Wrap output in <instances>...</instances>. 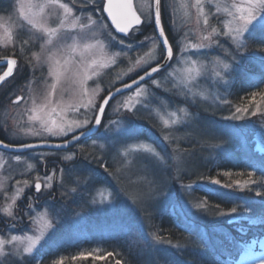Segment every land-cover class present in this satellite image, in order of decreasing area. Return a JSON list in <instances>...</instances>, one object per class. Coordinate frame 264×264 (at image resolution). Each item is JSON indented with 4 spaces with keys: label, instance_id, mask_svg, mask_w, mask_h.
I'll use <instances>...</instances> for the list:
<instances>
[{
    "label": "rangeland",
    "instance_id": "1",
    "mask_svg": "<svg viewBox=\"0 0 264 264\" xmlns=\"http://www.w3.org/2000/svg\"><path fill=\"white\" fill-rule=\"evenodd\" d=\"M63 2L72 7L75 15L82 16L84 19H86L90 10L96 7V5L87 4L85 0H75V2L73 0H63ZM99 2L100 0H97V3ZM181 2H187L191 5L194 0H162V3L169 5L167 11L164 8L162 10L164 25L173 46L174 57L171 62L173 67H179L177 61L181 55V49L177 42L185 32H189L190 40L197 41L199 35L198 29L202 27V25H197L195 9L191 7L187 10L181 9ZM82 3H84L83 7H81ZM135 3L139 9L140 0H135ZM173 3L177 9L175 16H173V9L170 6ZM8 7L7 0H4L0 4V8ZM210 9L211 6L206 4L205 10L209 11ZM185 12H187V15ZM101 17L103 18V23L108 25V27L98 35V39L107 44L111 40V37L116 38L106 49V53L111 55L119 51L121 46L116 41L121 38L113 32L103 13H93V19L99 20ZM173 21L175 28L173 27ZM55 22V17H53L50 23L55 24ZM215 23L216 19L213 17L210 20V24ZM109 33H111V36L108 35ZM145 36L154 35L152 33L146 34L143 30L136 33L134 39H131V35L125 42H129L131 39V42L135 44L139 40H144ZM23 38H27L26 33L19 34L15 52L16 56L21 60L22 70L28 71L27 78L20 82L16 94L10 98L0 100V135L5 138L6 142L13 145L62 141L67 137L45 136L42 139L39 136L27 135L21 131V129L28 127L25 110L31 104V99H29L30 93L25 88L26 82L31 78V69L19 51V40ZM38 43L28 49L29 53L31 50H38ZM225 47L229 48L231 45L225 43ZM206 51L210 52V55L201 57L205 62L217 56L221 60L229 59L219 48L213 47ZM7 52L11 55L13 49L0 48L1 57L5 56ZM147 52L148 48L145 47L132 51L130 55L133 60L138 55L148 60L149 57L144 55ZM186 55L191 56L192 54L187 53ZM151 59L155 62V55ZM128 68V59L121 56L115 64L102 69L99 77L93 81H89L90 89H95L97 83L99 84L98 95L94 97L97 105L101 103L110 88L113 90L115 87L137 76V72H129ZM171 70V68L168 69V71ZM41 72L46 74L47 67L37 69L36 76L38 78L41 76ZM166 77L167 72L165 71L156 77L161 81L162 86L160 88L155 87L150 82L144 85L148 89V92H142L140 97H135V90H133L115 99L110 104L98 133L99 136L83 143L85 145L84 148H87L89 153L93 154L94 160L98 163L101 162L103 166L101 179L98 180L97 178L87 176L82 180L81 177L85 174L79 173L81 177H78L72 170H69L68 177L63 173L62 181L61 174L59 175L58 182L60 183L58 186L63 190L66 201H69L70 205H74V208L70 209V211L63 212L58 209L52 212L48 209V206H41L40 209L36 210L44 214L46 218H53L55 228L47 234L45 240L41 241L33 256L27 258L30 264H53L54 261H60L61 257L65 258L63 249L66 247H79L84 241H100L101 239L114 237L117 234L126 233L133 224L140 226L141 232L151 243L149 248L151 251L159 247L157 246L159 243L153 239L148 230L149 219L153 214L166 209L176 210L183 217L191 220L190 222H194L192 220H195L201 208L197 209L196 205L200 203H193L191 195L195 184L200 185V182L194 181L195 184L193 185L185 184L181 181V177L188 170L187 162L189 157L193 156V147L190 146L191 141L196 140L195 137L198 138V136L202 141L204 138L209 139L210 142L215 141L213 134L205 132L206 134L203 135L204 128L211 132L212 128H216L217 134L215 135H217L221 146L238 137L241 139L243 145L251 148V151L254 153L264 154V101L261 99L253 101V111L259 106V112L255 116H249V114L241 112L237 113V115L241 116L239 120L226 119V117H231L235 112V109L230 106L228 101V95L233 83V74L229 78L228 84H212L211 81L204 78L199 79L198 82L190 85L194 96L186 94L179 88H174L171 80ZM32 87L36 92L44 90V85L40 83L33 84ZM21 95L25 99L19 105L13 104L12 100ZM129 96L133 97L131 101L134 105L133 110L127 111L125 108H121L119 112L115 111L116 105L125 101ZM203 96H206L207 99H203ZM225 100L227 103H224ZM181 108L185 109L190 115L184 117L180 113L181 119L184 122L172 125L170 128H165L163 120H171L170 113L173 111L179 113ZM81 111L83 112V109ZM201 112L204 113V118ZM95 114H97L95 110L89 109L87 115L89 119H92ZM132 117L139 119L138 124H135L133 127V140H128L127 138L114 139L113 136L118 125L110 122H120L119 128L122 131L130 126L128 120ZM216 119H219L221 122H217ZM200 120L201 122L197 125ZM202 121L208 124V126ZM208 122H211V124L209 125ZM105 127L113 129V132L106 133ZM144 127H147L146 134L157 140L156 144L139 134V130ZM165 134H170L169 140L164 139ZM71 135L73 133H69V136ZM136 140L142 143V150L137 153H130L132 159L131 165L122 166L120 158L117 155L118 150L122 146L133 143ZM93 141H95V145H93ZM152 149L163 157V161L158 160L151 154L150 150ZM77 150H81L79 146ZM68 154H75L76 159V153L74 151L70 152V150L59 153L48 150L32 151L24 154L8 153L0 150V166H2L0 167V185H3L4 190L9 195L19 187L24 188V193L31 191L34 188L37 175L43 178L41 176V169L45 161L58 158L66 165L75 160L66 161L63 157ZM16 157H20L21 159L17 161ZM30 163L33 167L31 170H28ZM104 166L108 168V171L104 170ZM66 169L67 166L63 170ZM24 179L29 180L30 185L28 187L23 185ZM18 180L21 181L19 185L16 184ZM52 181L53 178L48 183L52 185ZM73 188H76L75 192L72 191ZM93 199L97 201L96 204L91 203ZM108 199H111L112 203H107ZM99 201H105V203L101 205ZM18 202L19 200H17L16 206ZM5 203L3 195L0 194V208H3ZM45 209H47V212H45ZM69 213L71 215H67ZM14 214L22 222L14 221L0 214V229L4 228L3 231H0V235H23L25 231L31 234L32 224L28 216H20L16 208L14 209ZM65 219H67V224H64ZM14 223L17 226L11 228L9 233L10 226ZM63 226L65 228L61 230ZM202 229L205 230L204 228ZM80 250L82 252L84 248ZM226 255L235 264H261L264 261V238L253 239L251 242L237 249L228 251Z\"/></svg>",
    "mask_w": 264,
    "mask_h": 264
},
{
    "label": "snow or ice",
    "instance_id": "2",
    "mask_svg": "<svg viewBox=\"0 0 264 264\" xmlns=\"http://www.w3.org/2000/svg\"><path fill=\"white\" fill-rule=\"evenodd\" d=\"M3 2L4 0H0V4ZM85 2L89 5H96L87 14L86 19L75 15L72 7L63 0H7L9 7L0 8V48L13 49L11 55L0 57V61L6 62V70L0 74V87L4 86L5 81L12 77L17 69L18 62L14 58L17 38L20 33H26L27 38L19 40V51L31 69V78L25 85L26 90L30 93L31 104L25 110L28 127L21 131L42 139L45 136L68 137L69 133H73L70 139L52 146L57 149H67L69 144L76 146L74 142L80 141L81 137H84L85 142L91 139L93 129L98 131L101 127L105 106H108L109 101L117 95L123 96L125 89H132L135 85L134 96L140 97L142 92H148V89L141 85V81L145 83L150 81L152 85L160 88L161 81L154 74L160 73L161 69L167 72L166 78L171 80L174 88H179L186 94L194 96L190 85L195 84L201 78L211 81L212 84H228L236 66L249 51L250 40L258 41L256 47L252 49L253 54L264 53V0H194L191 5L181 2V9L187 10L189 7L195 9L197 25H202V27L198 29L197 41L190 40L189 32H185L177 42L181 49V55L177 61L179 67H173L170 63L174 57L173 46L165 35L162 25V8L167 11L169 5L162 3V0H140L139 9L134 0H100L99 3L97 0H85ZM206 4L214 10L206 11ZM83 6L84 3L81 4V7ZM170 6L173 9V16H175L177 11L175 4ZM96 12L107 13V17L111 19L116 30L125 36L132 33L131 39L135 38L136 33L143 31L140 27L142 24L153 26L154 31L158 30V35L145 36L144 40H139L135 44L131 42V39L127 43L120 39L116 41L121 46L119 51L109 55L106 53V49L116 38L111 37L107 44L98 39V35L108 25L103 23L102 17L99 20L93 19V13ZM185 14L187 15V12ZM53 17L56 20L55 24L50 23ZM213 17H215L216 23L210 24ZM173 27L175 28L174 21ZM108 35L111 36V33ZM37 42H39L38 50H31L29 53L28 49L34 47ZM225 43L231 47L226 48ZM145 47L148 48V52L144 55L149 59L145 60L143 56L138 55L133 60L130 53ZM213 47L219 48L229 59L221 60L218 56L207 62L201 59V57L209 56L210 52L206 50ZM158 49L159 51H157ZM187 53L192 55H186ZM153 55L156 57L155 62L151 59ZM121 56L128 59V71L137 72L138 78L134 77L131 83L125 82L122 87H116L114 92L110 88L108 95L103 97V102L97 105L94 97L98 95L99 84L97 83L95 89H90L89 81L99 77L102 69L115 64ZM260 59L264 60V56H261ZM44 67H47V73L41 72V76L38 78L36 76L37 69ZM169 68L172 70L168 71ZM37 83L44 85L42 92H36L33 89L32 85ZM257 96L264 101V91L253 92L252 100L255 101ZM132 98L129 96L122 103H118L114 110L119 112L121 108H125L127 111H132L134 107L131 103ZM202 98L207 99L206 96ZM24 99L23 95L17 96L15 100H12V103L19 105L20 101ZM224 103L227 101L225 100ZM89 109H93L97 113L92 119H89L87 115ZM248 111V107H237L233 115L226 119L239 120L241 116L237 113H247ZM257 112H259V106L252 111L251 115L255 116ZM180 113L184 117L190 115L183 108L179 113L173 111L170 113L171 120H163L164 127L170 128L172 125L183 123ZM110 123L118 125L115 129L114 139L133 140L134 129L132 127L121 131L120 122ZM104 130L106 133L113 132V129L109 127H105ZM77 132L78 134H75ZM164 139L169 140L170 134H165ZM93 145H95V141H93ZM39 146L33 143H22L19 150L33 149ZM9 147V144H3V148L8 149ZM79 147L83 151L85 145L81 143ZM141 150L142 143L138 140L122 146L117 153L122 166L131 165L130 153H137ZM150 151L154 157L163 161V157L154 149ZM63 158L66 161H72L75 159V154H68ZM20 159V157H16L17 161ZM32 167L33 165L30 163L28 170H31ZM104 170L108 171V168L104 166ZM63 171L61 169V181ZM54 175L55 172L52 176L46 175L43 178L37 175L34 183L35 192L41 193L42 186L45 189L51 188L52 185L48 182ZM224 175L230 176L231 173L225 172ZM240 175H244V173H240ZM247 175L249 179L243 181L242 184L240 181L235 182L241 190L249 187L250 184L264 183V180L252 179L254 175L252 172ZM20 183L21 181H16L17 185ZM211 183L221 184L220 180L215 179ZM23 185L28 187L29 180L24 179ZM223 187H231V185H223ZM72 191L75 192L76 188H73ZM23 193L24 188L19 187L9 195L3 185H0V194L6 201L4 207L0 208V214L14 221L22 222L15 216L14 209L17 200ZM256 195L261 196L264 193L258 191ZM33 200L38 201L39 196L28 197L27 208L30 211L25 212L32 224L31 234L25 231L23 235H0V264H30L27 258L33 256L41 241L45 240L47 234L54 230V219L46 218L44 214L37 212L32 203ZM91 203L96 204L97 201L93 199ZM99 203L103 205L105 201H99ZM107 203H112V200L108 199ZM202 206L201 204L196 205L197 209ZM236 212L237 208L233 207L230 212L220 215H232ZM16 226L15 223L12 224L9 233L11 228ZM153 239L157 243L161 242L159 237L154 236ZM108 255H112V253H108ZM63 259L61 257L60 261H54L53 264H63ZM117 264H120V261H117ZM261 264H264V261Z\"/></svg>",
    "mask_w": 264,
    "mask_h": 264
},
{
    "label": "trees",
    "instance_id": "3",
    "mask_svg": "<svg viewBox=\"0 0 264 264\" xmlns=\"http://www.w3.org/2000/svg\"><path fill=\"white\" fill-rule=\"evenodd\" d=\"M142 29L146 34L152 33L156 36L151 25H144ZM169 40L171 42L170 37ZM257 43L256 39L249 41V51L236 66L228 95L230 106L234 109L248 107L249 111L246 114L249 116L254 106L251 94L264 91V60L260 59L264 53L253 54L252 51ZM9 55L10 53H5V56ZM19 67L11 80L1 87L0 100L16 94L20 82L27 78L28 71L22 70V63ZM256 99L260 100V97L257 96ZM201 114L204 118V113ZM138 120L135 117L129 119V127L133 128L138 124ZM216 121L221 122L219 119ZM200 122L201 120L197 125ZM211 122H208L209 125ZM146 129L147 127L140 129L139 134L156 144L157 140L148 136ZM212 129L211 132L204 128L202 134H213L215 141L210 142L206 138L202 141L199 136L191 141L193 156L189 157L188 170L181 177V181L185 184L193 185L194 181L200 182V185L195 184L191 195L193 203L203 205L195 220H192L194 222H190L191 220L183 217L176 210L166 209L153 214L148 223L151 235L161 240L157 245L159 247L150 251V241L141 232L140 226L133 224L126 233L100 241H84L79 247L64 248L63 264H117V261H120V264H235L227 258L228 251L237 249L253 239L264 238V222H262L264 195H256L258 191L264 193V183L250 184L243 190L235 183L240 181L242 184L243 181L248 180L249 172L254 174L252 179L264 180V154L254 153L251 148L244 146L238 137L221 146L215 135L216 128ZM78 152L76 159L66 164L64 175L68 177L65 172L69 173V170H72L78 177H81L79 173L85 174L86 176L81 177L82 180L87 176L100 180L103 174L101 162L95 161L93 154H90L87 148ZM64 168L65 165L62 169ZM225 172L231 175L225 176ZM214 179L220 180L221 184H212L211 181ZM223 185H231V187H223ZM62 193L63 190L59 188V194L63 195ZM64 198V205L59 206V211H70L74 205H70L66 197ZM233 207L237 208L236 213L220 215L230 212ZM64 224H67V219ZM63 228L65 226L61 230ZM82 248L84 251L80 252Z\"/></svg>",
    "mask_w": 264,
    "mask_h": 264
},
{
    "label": "flooded vegetation",
    "instance_id": "4",
    "mask_svg": "<svg viewBox=\"0 0 264 264\" xmlns=\"http://www.w3.org/2000/svg\"><path fill=\"white\" fill-rule=\"evenodd\" d=\"M17 59H18V66L17 67H19V65L21 64V61L19 58H17ZM2 138H3V136L0 139H2ZM79 145L80 144H78V146ZM73 151L76 153V155H77V153H79L76 146H74L70 149V152H73ZM63 166H64V163L62 162V160H59L58 158L45 161V163L43 164L42 169H41V173H42L41 176L42 177H44L46 175L51 176L55 172V175L53 176L52 187L50 189H45L42 186V192L41 193H36L34 188H32L31 191L23 193V195L21 196V199H19V202L16 206V210L19 212L20 216H24L26 211H30L27 208L28 197H30V196L31 197L39 196L38 201L37 200L32 201L36 210L40 209L41 206L42 207L48 206V209H51V211H56L59 209V206L64 205L63 202H64L65 198H64V195L59 194V186H58V184L60 183V182H58V177L61 173V169ZM65 167H66V165H65ZM65 173L68 174L67 172H65ZM22 219H24V217H22Z\"/></svg>",
    "mask_w": 264,
    "mask_h": 264
},
{
    "label": "water",
    "instance_id": "5",
    "mask_svg": "<svg viewBox=\"0 0 264 264\" xmlns=\"http://www.w3.org/2000/svg\"><path fill=\"white\" fill-rule=\"evenodd\" d=\"M134 3H135V0H134ZM104 16H105V18L107 19V22L109 23V25L112 27V29L114 30V32L119 36V37H122V38H127V37H129V36H125L123 33H120V32H118L117 30H116V28H115V26L112 24V21H111V19L110 18H108L107 17V13H104ZM143 19V18H142ZM143 25V24H142ZM142 25L140 26V27H142ZM162 25H163V21H162ZM164 27V26H163ZM155 33H156V35H158V30L157 31H155ZM131 33H129V35H130ZM165 35L167 36V34H166V32H165ZM170 42V41H169ZM171 63V62H170ZM2 67H6V62H3V61H0V68H2ZM6 70V69H5ZM164 69H161V71H163ZM15 72V71H14ZM158 73H156V74H154V76H156ZM11 78V77H10ZM10 78H8V80L10 79ZM138 78V77H137ZM7 81V80H6ZM5 81V82H6ZM132 81H129V82H127V83H131ZM141 83V85H143L145 82L144 81H141L140 82ZM119 87H122V85L121 86H119ZM136 89V86L135 85H133V88L132 89H125L124 90V93L126 94V93H129V92H131V91H133V90H135ZM115 91V89L113 90V92ZM121 95H117L116 97H114V99L113 100H111V101H109V105L115 100V99H117L118 97H120ZM22 101V100H21ZM20 101V102H21ZM103 102V101H102ZM109 105L108 106H105V112L103 113V115H102V118H101V120L103 121V118H104V115H105V113H106V111H107V109H108V107H109ZM97 130L96 129H93V134H92V136H91V139L97 134ZM90 140V139H89ZM81 141H84V137H81V140L80 141H78V142H74V144L76 145V144H78L79 142H81ZM5 142H3V141H1L0 140V150H2V151H5V152H9V153H24V152H28V151H33V150H51V151H65V150H68V149H70L71 147H73V144H69L68 145V148L67 149H57V148H55V147H52V146H54V145H56V144H61V143H63V142H39V143H33V144H36V145H40L39 147H37V148H33V149H22V150H19L20 149V145H10V147L8 148V149H5V148H3V144H4Z\"/></svg>",
    "mask_w": 264,
    "mask_h": 264
}]
</instances>
